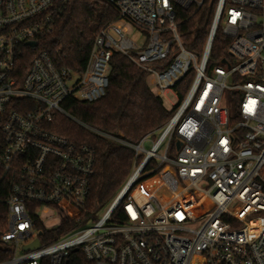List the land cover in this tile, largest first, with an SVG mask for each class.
I'll return each mask as SVG.
<instances>
[{
  "label": "built area",
  "instance_id": "2783aa9c",
  "mask_svg": "<svg viewBox=\"0 0 264 264\" xmlns=\"http://www.w3.org/2000/svg\"><path fill=\"white\" fill-rule=\"evenodd\" d=\"M107 1L119 19L97 32L76 72L41 47L58 0H0V169L9 177L0 241L11 253L0 264H264V0ZM214 1L204 47L190 49L187 14ZM124 22L146 34L145 45ZM219 27L230 38L220 59L211 55ZM115 52L157 95L177 97L172 117L138 143L64 106L106 94ZM58 114L133 151L129 177L99 218L94 150L49 130ZM64 221L74 223L67 233L43 239Z\"/></svg>",
  "mask_w": 264,
  "mask_h": 264
},
{
  "label": "trees",
  "instance_id": "16d2710c",
  "mask_svg": "<svg viewBox=\"0 0 264 264\" xmlns=\"http://www.w3.org/2000/svg\"><path fill=\"white\" fill-rule=\"evenodd\" d=\"M60 12L53 20V31L41 40V47L51 54L61 52L63 63L82 72L97 32L119 19V14L107 0H58ZM215 10L213 4L187 14L184 38L193 50H202L206 42ZM230 38L218 28L211 55H226ZM190 78L178 83L183 96ZM65 108L90 127L113 137L138 143L145 135L159 130L172 117L176 108L168 109L161 96L149 84L148 75L132 61L115 52L110 61L109 85L106 94L94 102L66 101ZM49 130L64 136L77 145H88L95 153L94 173L91 177L90 205L99 209L113 200L129 177L133 165V151L120 146L113 139L101 136L64 115L54 117ZM9 177L0 169V189ZM6 205L0 193V229L6 225ZM64 221L59 227L43 229V239L53 240L72 228ZM10 249L0 241V261L9 258ZM75 264V263H72Z\"/></svg>",
  "mask_w": 264,
  "mask_h": 264
},
{
  "label": "rangeland",
  "instance_id": "374dc122",
  "mask_svg": "<svg viewBox=\"0 0 264 264\" xmlns=\"http://www.w3.org/2000/svg\"><path fill=\"white\" fill-rule=\"evenodd\" d=\"M124 24H126V26H127V30H128V35L132 38V39H134L135 41H137L140 45H145V43H146V40H147V38H146V34H144V32L140 29V28H138V27H136V26H134V25H132L131 23H128V22H124ZM151 85V88H152V90L156 93L157 92V90H156V88H155V86L153 85V84H150ZM169 100H167V99H165L164 97H162V99H163V101H164V104H165V106L168 108V109H173V102H176V100H177V97L174 95V94H172V93H170L169 95ZM150 145H151V143L149 142V141H147L146 143H145V147H150ZM118 194V193H117ZM117 196V195H116ZM116 196L113 198V200L116 198ZM111 202V201H110ZM108 205V204H107ZM107 205H105V206H103V207H101V211H100V213H98L97 215H96V217H100V215L103 213V211H104V209H105V207L107 206Z\"/></svg>",
  "mask_w": 264,
  "mask_h": 264
},
{
  "label": "water",
  "instance_id": "95a60500",
  "mask_svg": "<svg viewBox=\"0 0 264 264\" xmlns=\"http://www.w3.org/2000/svg\"><path fill=\"white\" fill-rule=\"evenodd\" d=\"M30 44L35 45V42L32 41L30 42ZM39 245H40L39 240H36L33 244L26 246V248H34V247H38Z\"/></svg>",
  "mask_w": 264,
  "mask_h": 264
}]
</instances>
